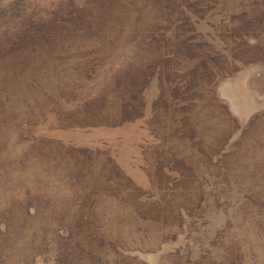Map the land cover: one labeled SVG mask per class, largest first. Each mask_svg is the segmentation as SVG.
<instances>
[{"label": "rangeland", "instance_id": "obj_1", "mask_svg": "<svg viewBox=\"0 0 264 264\" xmlns=\"http://www.w3.org/2000/svg\"><path fill=\"white\" fill-rule=\"evenodd\" d=\"M168 2L0 0V45L26 63L2 97L0 264H264V1L244 2L253 18L213 0L174 18L159 74L138 82L143 112L123 118L135 9L149 25L178 10ZM50 22L61 32L38 39ZM178 37L209 65L186 51L176 62ZM102 104L112 117L85 116Z\"/></svg>", "mask_w": 264, "mask_h": 264}, {"label": "trees", "instance_id": "obj_2", "mask_svg": "<svg viewBox=\"0 0 264 264\" xmlns=\"http://www.w3.org/2000/svg\"><path fill=\"white\" fill-rule=\"evenodd\" d=\"M124 1H125V5H126L124 9L125 10L130 9V8H126V7L130 6V4L133 3V0H124ZM144 1L145 0H143V2ZM183 1L184 0H169V2L167 4L171 3V5L172 4L178 5V7H179L178 10L175 9L173 11L172 9H170V10L165 9L164 11L161 12V14L159 11V14H160L159 18H158V20L156 19L157 24L152 21L151 23H149V25H146L144 22L146 17L143 20L144 9H141V11L139 9H135L136 13H134V14L136 16H135L134 21L136 23L135 27H138L137 28V34L135 36H132L131 38H128V40L131 41L132 43H134V46L136 48H138V51H136V53H135V50H132V53H135L136 56L139 55L140 57L138 56L139 58H137V60H134L129 65V66H131V65L135 64V66L137 65L138 68H136L137 66L136 67L133 66L136 69L133 67H131L129 69H125L123 71L124 73H122L120 76V77H123L122 80L124 82L125 88L127 90H129V92L132 95H134V97L131 99V101L128 102L126 105H124L122 108L121 115L123 116V118L133 116L137 110H140L142 112L144 110L145 103L143 102V96H142L143 87H141L139 85L142 83L141 80H146V82H147L148 77L154 78L159 74V71H158L159 67H158V65L156 66V63L154 61V56H152L154 54V51L157 48V47L155 48V44L159 41L162 42L165 40H171L168 37H166L167 36L166 34H168V32H171L170 30H172L173 32L176 31L177 24H175L174 18H179V16L181 14H183L182 12H184L185 13L184 21L189 22L188 20H186V18L189 16V14L192 15L191 13H194V15H198L199 14L198 12H200V11H198V8L203 9L205 7L204 5L207 4L208 3L207 1H209V0H185L186 1L185 3ZM213 1L219 5L227 4L228 1H230L231 3L235 2V4L232 5V7H230L229 9L226 6H225V8L227 10H230V12L232 11L234 16H236L238 18H242V17L253 18L251 16L255 15L254 12L253 13L249 12V8L247 6H244V2L251 1V0H213ZM261 1H264V0H261ZM198 5H200V7ZM143 6L146 9H148L147 11H149V13L152 17V13L154 12V11H152L154 9L153 5L150 6V9L146 4H143ZM256 7H257V12H259V15L261 17L264 16V12L262 11V7H260V6H256ZM258 7H260V8H258ZM127 22L128 21H125L123 23V25L127 26ZM243 22H244V19H243ZM246 22H247V24H250L251 20H247ZM50 23H52V24L42 23V24H40V26L34 28L35 29L34 32H38L37 33L38 39H39L41 33H44V31H43L44 27L48 28V31H47L48 37H53L54 32L55 33L58 31L61 32V29L57 28V26H55V23H53V22H50ZM86 24H88V23H86ZM67 25L61 26L62 29H66ZM146 26H149V27H146ZM173 26L175 27V30L173 29ZM76 27H78V31L76 33H77V35H80V36L89 34L90 32H92L90 30H96L91 24L86 28H85V24H83V25L77 24ZM155 27H156L155 30L157 31V33H160V35H158L157 33H154V35L152 34V29ZM190 27H192V26H190ZM71 28L72 27H70V29ZM31 29H33V28L26 30V33H29V31H31ZM73 29H75V28H73ZM192 30H195V29L192 27ZM161 32H163V33H161ZM76 33H74V35ZM96 35H97V33L95 34V36ZM58 36L61 39V37L62 36L64 37L65 34L57 35V37ZM24 39H26V38L25 37L22 38V35H20L19 39H18L19 41H17L16 44L19 45V43H22V40H24ZM43 39L40 41V46H42L43 43H45V40H43ZM50 39H52V38H50ZM97 39L100 41L108 40V38L105 35L104 36H97L96 40ZM242 41L243 42L239 43V47L245 51L248 50L246 47H255V46H250V45L248 46L249 41L248 42L244 41V40H242ZM33 42L38 43V40L36 39V41H33ZM177 42H178L179 47L178 46L175 47L176 51H175V53H173V55L176 56L175 60L178 63L182 62L180 57L183 55V53L185 51L193 54L192 56H194V55L200 56L202 54V50L200 49L201 47L199 48V43H193L194 39L186 42L183 37L182 38L178 37ZM4 44L0 45V119L4 117L3 113H7L6 110H8V108H6L5 110L3 108V107H5L6 102H4L2 97L7 98L8 96H12V98H13V94H14V92H10V90H11V74L16 73L18 67L24 66L26 64V63L21 64V65H18V63L15 65L11 64V63L9 64L8 59L11 60L14 57V58H16V61L18 62V55H20V57H23L24 55L21 53L18 54V52H22V50L15 52V50H12V48H10V47L9 48L3 47ZM45 45H46V43H45ZM131 47H132V45L129 46V48H131ZM259 47L260 46H258V48ZM18 49H23V45L18 47ZM248 52H251V51L248 50ZM16 53L18 55H16ZM109 53H111V52H109ZM206 55L207 54L201 55V56H203L202 63L204 65H209L211 56L207 55L208 56L207 57ZM170 57H171V55H170ZM196 57L198 58V56H196ZM165 58H167V60H168L169 54H166ZM191 58H194V57H191ZM24 60L25 59H21L20 61H24ZM201 78L202 77L200 76L199 79L201 80ZM139 81L141 83H138ZM133 92H135V93H133ZM12 98H10V99H12ZM8 102H9V100H8ZM104 105L105 104H102L101 109L92 110L90 114L85 112V116L92 118V119H97V120H101L102 118L106 119V118L112 117L113 114L106 113L103 110ZM126 114H129L130 116H127ZM121 115H119V116H121ZM5 210H8V208H6ZM1 215H2V213H1ZM11 217H12V214H11ZM21 225H22V223H21Z\"/></svg>", "mask_w": 264, "mask_h": 264}]
</instances>
